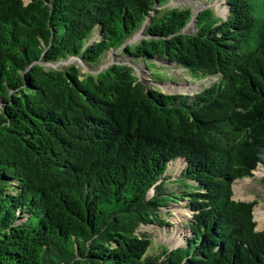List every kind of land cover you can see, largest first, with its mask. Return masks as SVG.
<instances>
[{"label": "trees", "instance_id": "obj_1", "mask_svg": "<svg viewBox=\"0 0 264 264\" xmlns=\"http://www.w3.org/2000/svg\"><path fill=\"white\" fill-rule=\"evenodd\" d=\"M171 1L0 0V264H264L256 202L233 199L264 167V0ZM110 51L95 75L42 65ZM138 65L218 81L166 95ZM178 203L188 236L155 251L138 228Z\"/></svg>", "mask_w": 264, "mask_h": 264}, {"label": "rangeland", "instance_id": "obj_2", "mask_svg": "<svg viewBox=\"0 0 264 264\" xmlns=\"http://www.w3.org/2000/svg\"><path fill=\"white\" fill-rule=\"evenodd\" d=\"M172 8H190L195 15L205 9H211L216 17L225 19L227 7L223 0H172L169 3ZM192 25L190 24L186 31H190ZM142 30L132 36L126 41V44L133 45L142 38ZM124 57L119 56L117 52H109L105 58L98 64L87 66L76 60H66L55 64H42L46 69L62 70L73 65L80 70L82 74L95 75L99 71L107 68L112 63H122ZM135 69V76L141 82L145 83L148 89H155L166 95H188L193 96L198 92L210 87L218 81L217 77H206L203 80L190 79L182 74L181 70H176L174 73L169 72L173 77L165 74V71L152 70L153 84L149 72L141 69L138 65ZM192 75V74H191ZM162 81H166L160 84ZM182 167L177 165L174 171L178 173ZM233 199L241 202H256L253 209V221L255 222V230L257 232L264 230V225H260V213L264 212V167L258 166L253 172L252 177L241 178L233 184ZM168 211L169 217L166 221L170 225L168 228H158L157 226H140L138 231L149 236L153 241V248L159 251L161 247L168 249L175 248L183 243L187 231H185V224L190 218V214L184 209V203L176 205L170 204ZM189 234V233H188ZM188 236V235H187ZM179 244V245H178Z\"/></svg>", "mask_w": 264, "mask_h": 264}, {"label": "bare ground", "instance_id": "obj_3", "mask_svg": "<svg viewBox=\"0 0 264 264\" xmlns=\"http://www.w3.org/2000/svg\"><path fill=\"white\" fill-rule=\"evenodd\" d=\"M260 225H264V212L260 213Z\"/></svg>", "mask_w": 264, "mask_h": 264}]
</instances>
